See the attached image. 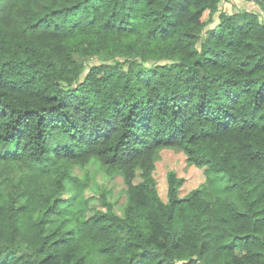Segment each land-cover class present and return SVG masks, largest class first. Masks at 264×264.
Listing matches in <instances>:
<instances>
[{
  "label": "trees",
  "instance_id": "1",
  "mask_svg": "<svg viewBox=\"0 0 264 264\" xmlns=\"http://www.w3.org/2000/svg\"><path fill=\"white\" fill-rule=\"evenodd\" d=\"M221 2L0 0V264H264V22ZM164 147L235 199L170 171L164 201ZM92 160L122 214L73 175Z\"/></svg>",
  "mask_w": 264,
  "mask_h": 264
},
{
  "label": "rangeland",
  "instance_id": "2",
  "mask_svg": "<svg viewBox=\"0 0 264 264\" xmlns=\"http://www.w3.org/2000/svg\"><path fill=\"white\" fill-rule=\"evenodd\" d=\"M48 0H34L35 6L42 8ZM221 8L225 12L238 14L244 10L254 11L259 14L264 22V6L258 0H222ZM221 12L205 14L203 20L207 22L206 29L213 28L221 20ZM114 57L107 53H101L99 57L89 60V63L112 61ZM89 68L86 69V71ZM174 171L179 177L184 178L180 188L181 195H186L193 189L199 188L209 198L217 196L235 199L234 191L227 188V178L223 173H216L210 166H198L191 163L187 154L179 148L164 147L155 154L154 176L157 179V187L161 198L168 200V173ZM73 175L88 177L91 187L88 193L106 191L110 200L115 204V210L122 214L127 202L128 187L121 174H113L107 167H103L98 160H92L86 165H76L72 170ZM70 186V185H69ZM66 193L71 196L72 191ZM96 204L101 205L96 201Z\"/></svg>",
  "mask_w": 264,
  "mask_h": 264
}]
</instances>
